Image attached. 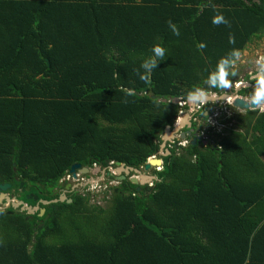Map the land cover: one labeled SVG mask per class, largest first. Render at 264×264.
Masks as SVG:
<instances>
[{
	"label": "trees",
	"instance_id": "1",
	"mask_svg": "<svg viewBox=\"0 0 264 264\" xmlns=\"http://www.w3.org/2000/svg\"><path fill=\"white\" fill-rule=\"evenodd\" d=\"M263 36L264 0H0V184L34 206L74 164L144 166L188 108L173 99L224 92L209 73ZM233 118L170 148L152 186L119 180L109 208L76 190L43 216L0 209V264H264V112Z\"/></svg>",
	"mask_w": 264,
	"mask_h": 264
},
{
	"label": "water",
	"instance_id": "2",
	"mask_svg": "<svg viewBox=\"0 0 264 264\" xmlns=\"http://www.w3.org/2000/svg\"><path fill=\"white\" fill-rule=\"evenodd\" d=\"M154 97V96H153ZM220 99H233L232 101V105L234 107L240 108V109H255L257 108L255 105H250V102L246 101L244 98L242 97H234L233 95H222L221 97H217L216 95H212L210 92H208V97L206 98H200L199 96H197L196 99L193 100H189L187 99V105L191 110H194L195 106H196V102L200 101L202 103H208V102H216ZM161 101L166 102V99H161ZM182 102L181 98H175L173 99V103L174 104H179ZM188 115L189 113H185V117L182 118V120H180L179 125L175 126L173 128H171L170 126H167L165 129V133L162 137V144H161V152L162 151H166L168 153V155L170 154V151L166 148L167 143H172L176 138H178L179 140H186L188 139H192L190 141V143L192 145H196L198 143V141H200L202 138L200 137V135L198 134H194L193 130H191V124L190 121L188 120ZM187 129L186 131H180V129ZM190 129V130H189ZM176 134H179V137H176ZM204 143L206 144V141H204ZM162 155H165L163 153H160ZM162 160L159 158H151L149 160H147V162L144 164V166L140 167V168H134V167H129L126 166L123 163L120 162H116L115 165L118 167L117 169V174L121 175L120 173H124V175L120 176L119 179L120 180H125L126 175H129L131 172L135 173L134 176H131L129 178L130 182L133 183L134 185L138 186L137 190L140 191L141 187L150 183V182H154L156 181V176L155 175H149L148 172L153 170L155 166H161ZM70 174H72V176L74 177V179H77V172H79L80 174L86 175L89 174L91 172L92 175H97L98 173L102 172L104 173V170H102L101 167H94L91 171L88 167H83L81 164H74L71 166L70 170H69ZM11 188V185L8 183H4V184H0V203H2L3 200H6L8 203V206L6 209L13 208L14 210L20 209L21 211H25L27 213H29L30 215H34L36 212H39L38 215L39 216H43V214L45 213V209L43 208H39L41 205H50L53 203H58V202H65L67 201V203H71L72 200L71 199H67V192H64L59 199H54L51 201H47V200H40L34 207L33 206H29L28 204H26L24 201H20L16 198H12L10 196H8L6 194V192ZM70 185H68L66 187V191L69 190ZM35 199L36 201L38 200L37 195H31L29 196V199Z\"/></svg>",
	"mask_w": 264,
	"mask_h": 264
},
{
	"label": "rangeland",
	"instance_id": "3",
	"mask_svg": "<svg viewBox=\"0 0 264 264\" xmlns=\"http://www.w3.org/2000/svg\"><path fill=\"white\" fill-rule=\"evenodd\" d=\"M263 52H264V37L259 41L254 40V42L249 43L247 45V47L245 48V50L240 52L241 53L240 59L235 58V60H234L235 62L233 63V65L231 64V66L228 69V71H233V73H235V75L234 76L228 75L226 78L233 80V81H236V82H239V81H241V77L244 78V75L253 74L255 72V68H256L254 61L256 60V57L258 56V54H262ZM233 86H234V84L232 85V87ZM232 87H230V88H232ZM230 103L231 102H228V103L224 102V103L220 104V106L223 107V109H226V107L228 105H230ZM217 109L219 110V108H217ZM184 111H187V110H184ZM259 112H264V111H259ZM233 114L245 115V111H225V110L215 111L211 115L212 116V122H210V125L217 127L216 132H218V131L225 132V131H228L229 129H236L238 131H243V126L239 125L238 123L234 124V122H233L232 124H229V125L227 124L228 122H232V120H230V119H231ZM236 122H237V120H236ZM221 123H225V124L223 125ZM108 172L111 175L109 176L107 174L106 175L104 174L105 178H104L103 174H101V172L98 173L97 175H92V178L88 176L86 178L87 180L85 181V184H83V185L78 184V180H75L72 178H70V179L65 178L63 180V183H64V181L70 182L71 191L75 190V189H77V190L80 189L79 192L84 193V194H90V196H91L90 203L98 204V205L102 206L103 208H109L111 205V202L109 200L111 197V194L108 193L107 196H104V194H105L106 190H110L111 187L118 184L119 177L124 175V173H120L121 175H118L117 174V167L108 168L106 170V173H108ZM148 173L154 174L152 172V170L149 171ZM134 175H135V173L131 172L129 175H126L125 179H129L131 176H134ZM78 187H80V188H78ZM12 193L18 194V192H12ZM31 195H33V194H27L26 199H29V196H31ZM31 200L29 199V201H31ZM33 200L36 201L34 198H33ZM39 208L41 209L43 207L40 206ZM43 209H45V208H43Z\"/></svg>",
	"mask_w": 264,
	"mask_h": 264
},
{
	"label": "flooded vegetation",
	"instance_id": "4",
	"mask_svg": "<svg viewBox=\"0 0 264 264\" xmlns=\"http://www.w3.org/2000/svg\"><path fill=\"white\" fill-rule=\"evenodd\" d=\"M252 42H254V41H252ZM258 55H264V52L262 54H258ZM232 65H233V62H232ZM252 76H253V74H250V75H247L246 74V75H244V78L241 77V81H239V82H236L235 81L236 83H234V86L232 88H229L227 90H224V92H222V93H213V92H210V93L212 95H216L217 97H221L224 94H226L228 96L233 95L234 97H242L246 101L250 102V93H251V91L253 89V84L255 83V80L254 79H249ZM207 92H209V91H207ZM228 100L229 101L231 100V102L233 101V99H220V100H218L216 102H208V103H205V104L202 103V102H200V101H198V102H196V106H195L194 110H191L188 107L187 101H186V105L185 106H187L188 108L184 109V110H187V111H184L183 110L182 113H183V115L185 113H189L188 119H189L190 124H191V128L190 129L193 130V133L194 134H198L202 138L198 142L205 144L204 141H206V144L205 145H207V144H209L211 142V138H213V137H214V139L216 138L215 135H217V133L218 134L224 133V132H221V131L216 132V128L217 127H215L213 125H210V122H208L209 121V117L215 111H223V110H225V111H245V115L247 114L248 111H264V109H261V108H258V107L255 108V109H247V110L245 109L244 110V109H240V108L234 107L232 104L228 105L226 107V109H223V107H221L220 104H222L224 102H227L228 103L229 102ZM185 106H182V107H185ZM217 108H219V110ZM201 111L202 112L204 111L203 112V116L201 115ZM236 115H238V114H236ZM230 120H232V122H228L227 123L228 125L229 124H232L233 122H234V124L236 123L235 120H234V118L232 119V117H231ZM221 124H223V123H221ZM186 130H187L186 128L183 129V131H186ZM176 136L179 137V134H176ZM191 140L192 139H188L187 138V141H191ZM179 141H182V140H179L178 138L175 139V141H174L175 147L178 146ZM109 168H111V167H109ZM106 174L109 175V176L111 175L109 172L108 173H105V175ZM105 175H104V178H105ZM88 176L92 178V174L89 173L87 175H82V174L81 175H78L77 176V179H75V180H78V184L83 185V184H85V181L87 180L86 178ZM71 177H72V179H74V177L72 175H71ZM64 184L65 185L66 184L67 185H70V182L64 181ZM80 187H78V188H80ZM69 190L66 191V187H65L63 193L64 192H67L66 193V195H67V194H69L72 191H76L77 189L71 191V188H69ZM79 190L80 189H78V191ZM12 192L13 191H10V189H9L6 192V194L8 196L12 197V198H16V199H18L20 201H23V200H21L19 198L20 197V193L16 194V193H12ZM33 195L35 196V194H33ZM39 201H40V199L38 198L37 202H39ZM7 206H8L7 201L6 200H3L2 201V204L0 205V209L1 210H6Z\"/></svg>",
	"mask_w": 264,
	"mask_h": 264
},
{
	"label": "clouds",
	"instance_id": "5",
	"mask_svg": "<svg viewBox=\"0 0 264 264\" xmlns=\"http://www.w3.org/2000/svg\"><path fill=\"white\" fill-rule=\"evenodd\" d=\"M212 23L213 24H225V25H227L228 21H227V19H225L223 14H217L212 18ZM170 27H172L173 33L175 35H179V32L175 28L174 25H171V23H170ZM201 46H203V45H201ZM152 51H153L154 57H160V58L163 57L164 49L162 47H160L159 45L153 46ZM231 55L233 57H236L237 59H240V55H241L240 50L232 49ZM234 62L235 61H233V63ZM226 63H229V61H226L223 58H221L216 64L215 71L209 73L208 83L211 86V88L220 89V90H227L230 87H232V85L234 83H236L235 81L226 78L228 76V73L225 71V64ZM254 63L256 66L255 72L253 73V76L249 78V79L255 80V83L253 84V89L250 93V105H255L258 108L264 109V55H258ZM140 67L144 68L145 67L144 63H142L140 65ZM150 67H152V68L156 67L155 59L153 60V63L150 65ZM148 73L149 72H144L143 74H141L140 78L143 80H147L148 79ZM233 75H235V73H233ZM125 92L129 96L134 94V91L131 88L125 89ZM197 96H199L200 98H206V97H208V92L203 90V89L194 88L187 93V99H189V100L196 99ZM230 104H232V102ZM149 159H151V158H149ZM94 167H98V166L95 165V166H93V168ZM110 167L111 168L116 167V165L114 164V166L112 165ZM93 168H89L90 171ZM102 170H104V173L101 172V174H103V176H104L107 169H102ZM68 176L69 175H67L65 178L68 179ZM69 177L72 178L71 176H69ZM64 179H62L61 182H63ZM148 184L150 186H152L153 182H150ZM148 184H146V185H148Z\"/></svg>",
	"mask_w": 264,
	"mask_h": 264
},
{
	"label": "crops",
	"instance_id": "6",
	"mask_svg": "<svg viewBox=\"0 0 264 264\" xmlns=\"http://www.w3.org/2000/svg\"><path fill=\"white\" fill-rule=\"evenodd\" d=\"M185 115V114H184ZM183 115V113H179V116H178V118H177V120L175 121V124L173 125V127H175V126H178L179 125V122H180V120H182V118L183 117H185ZM189 120V119H188ZM173 127H171V128H173ZM180 131H183V129H180ZM177 137V136H176ZM175 141V140H174ZM174 141L172 142V143H167V146H166V148L169 150L170 148H178L177 146L175 147V145H174ZM161 148V147H160ZM160 153H163V154H165V155H162V154H160ZM170 155V154H169ZM166 156H168V153L166 152V151H162L161 152V149H160V151H159V153L156 155V156H153V157H151V158H159V159H161L162 160V163H163V157H166ZM162 166H163V164L161 165V166H155V167H153L154 169L152 170V172L154 173V174H152V173H148L149 175H155V172L156 171H160L161 169H162ZM117 167V166H116ZM157 167H160L161 169L160 170H157ZM117 169H118V167H117ZM67 175H69V176H71L72 174H70V172H68V174ZM77 175H81L79 172H77ZM83 175V174H82ZM156 176V175H155ZM158 180V178H157V176H156V181ZM155 182V181H154ZM63 194V193H62Z\"/></svg>",
	"mask_w": 264,
	"mask_h": 264
},
{
	"label": "built area",
	"instance_id": "7",
	"mask_svg": "<svg viewBox=\"0 0 264 264\" xmlns=\"http://www.w3.org/2000/svg\"><path fill=\"white\" fill-rule=\"evenodd\" d=\"M186 105V101H182L181 103H180V106H185ZM181 113H182V111H180ZM208 122H212V116H210L209 117V121ZM187 144H189V141H187V140H183V141H179V144H178V148L179 147H184V146H187ZM161 168L160 167H157V170H160ZM68 178H70L69 176H68Z\"/></svg>",
	"mask_w": 264,
	"mask_h": 264
},
{
	"label": "bare ground",
	"instance_id": "8",
	"mask_svg": "<svg viewBox=\"0 0 264 264\" xmlns=\"http://www.w3.org/2000/svg\"><path fill=\"white\" fill-rule=\"evenodd\" d=\"M230 102H231V100H230Z\"/></svg>",
	"mask_w": 264,
	"mask_h": 264
}]
</instances>
